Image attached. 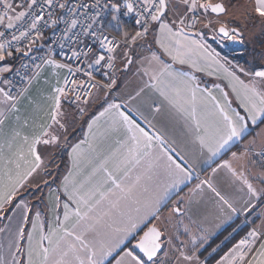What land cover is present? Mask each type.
Here are the masks:
<instances>
[{"label":"snow or ice","instance_id":"obj_1","mask_svg":"<svg viewBox=\"0 0 264 264\" xmlns=\"http://www.w3.org/2000/svg\"><path fill=\"white\" fill-rule=\"evenodd\" d=\"M238 7L243 5L233 0H0V219L16 223L0 264H159L158 253L165 247L175 249V264H206L198 255L206 239L198 234L205 232L203 227L185 224L183 233L178 226L175 235L167 231L173 217L187 215L184 201L176 200L162 218L181 185L199 176L176 138L153 121L166 113L170 122H182L190 142L208 154L207 163L220 157L212 172L224 169L241 192L246 189L243 211L264 197V188L249 179L259 166L254 179L264 185V149L254 151V140L243 144L250 125L264 123V65L225 67L205 42V30L213 38L243 40L241 26L234 23ZM102 14L116 25L121 15L134 16L140 30L113 36ZM243 16L245 26L257 18L264 24V0H250ZM45 29L60 32L56 43L71 53L68 62L49 55L42 63L56 71L36 96L26 95V87L14 93L15 83L3 75L13 71L5 61L29 56ZM133 46L147 54L134 56ZM41 66L35 65L36 73ZM63 69L67 75L61 82ZM133 69L140 80L135 94L120 103L110 99L117 73L126 76ZM201 72L217 79L222 72L227 84L201 86L194 75ZM146 95L151 118L129 106ZM232 96L242 112L233 107ZM22 100L28 104L23 111ZM95 102L99 107L89 115ZM80 121L87 133L74 142ZM239 144L243 147L231 151ZM229 151L230 158L222 159ZM59 153L68 157L63 173L57 171ZM205 187L220 214H239L211 179L199 180L193 191ZM40 203L54 220L42 218ZM138 229L143 235L136 239ZM181 234L186 240L177 243ZM130 238L136 242L128 247ZM217 264H264V222L251 227Z\"/></svg>","mask_w":264,"mask_h":264},{"label":"crops","instance_id":"obj_2","mask_svg":"<svg viewBox=\"0 0 264 264\" xmlns=\"http://www.w3.org/2000/svg\"><path fill=\"white\" fill-rule=\"evenodd\" d=\"M205 32H206L205 42L209 44L211 48L215 50V52L219 53L221 57V63H224L225 67L230 68L231 64L238 63V60L232 59L233 55H229L227 53V49H225L227 48V45L225 46L223 42H220L221 38H213L212 34L208 32V30H205ZM148 40H152L151 35H149ZM238 40L241 41L240 39ZM153 47L155 48L156 46L153 45ZM146 54L147 52L145 51V49L139 47L137 56L146 55ZM6 62H9L8 64L12 65V69L14 71L18 67L20 63V59L16 56L13 59L5 61V63ZM226 62H231V63H226ZM175 67L180 68L181 66L176 65ZM185 70L191 71L190 69H187L186 66H185ZM55 71L56 70L51 68L49 65L44 64V66L40 69L39 73H37L36 76L33 78L31 84L27 87L28 92L26 93V95L36 96L38 91L44 86L43 85L44 80L46 78H49L50 74ZM11 73H5L3 75L8 77ZM64 75H67V69L60 70L61 82H63ZM194 75H196L200 79L201 86L207 84L209 87H212L214 84H220L221 87H225V85L227 84V81L223 79L224 74L222 72L216 74L220 77V79H217L216 76H207L202 72L194 73ZM38 80L39 83L37 82ZM119 80L120 79H118V83L116 87L120 90L122 97L119 98L117 94L113 95L115 97H110V99L115 100V102L117 103L127 100L128 96L130 95H134L135 90L137 88L136 87L134 90H132L133 92L129 93L126 90L125 86L119 87ZM225 90L229 92L231 91L230 89L227 88H225ZM214 94L217 95V97L219 98L220 93L217 90H214ZM101 99H103V97H101ZM231 99L233 100V107L242 112V109H239L238 104L235 102V97L232 96ZM148 103H150V101L148 100L146 95L144 97L137 98V100L135 101H131L129 106L134 109L140 108L142 111L145 112L146 115H149V118H151V110L147 107ZM20 106L22 111L27 109L28 107L27 101L22 100ZM98 107H99V102H95L92 108L89 110V115L93 111H95ZM86 119L87 116H85V120ZM153 123H155L156 127L161 129V131H165L166 135L176 138V140L178 141V145L181 147L182 151L184 152L186 159L191 165V169L193 170L194 174L199 176V180L211 179L214 186L224 196L232 200L235 206L237 207V209L240 210L238 215L231 214L228 212H225L224 214H220L217 210L216 198L206 187L203 192L193 191L196 188V185L199 183V180L193 179L192 181L188 182L186 185H181V188L183 190L179 192L178 196L174 194L171 199V202H169L167 204V207H165L163 210L162 218H167L169 216L170 209L176 200H183L184 205L182 207L189 209L186 216H182L180 218L173 217L171 219V222L167 224L168 232L173 233V235H175V227L178 226L180 233H183V228L185 224H188L194 230L196 228V225H200L201 227H203L205 229V232L198 233L206 237L203 248H201L198 252L199 258L203 262L206 261V259L208 258V257L204 258L202 256L204 251L209 247V245L212 242L224 236V234L228 231L230 227L233 228L237 226L227 238L223 239L222 243L230 239L231 237H234L236 234L240 232L242 228H247L243 236L240 238L242 239L246 236L247 232L251 230V227L259 226L262 222H264V197H262L259 200L254 199L252 201L253 206L250 207L247 212L243 211L244 202L248 199L247 195L245 194L246 189L243 192H241L239 189L242 186L239 184V182L234 181V179L230 176V174L224 169H219L215 174H213L212 169L217 167V164L221 162V158L220 157L216 158L215 161L211 162L210 164L207 163L206 161L208 160V154L206 152L201 154L198 146L193 145L190 142L189 137L186 135V132L182 127V122L179 123L170 122V120L167 118V114L163 113L161 115L156 116ZM260 124L261 123L258 122V126ZM255 127L257 126L250 125L249 131L251 134L247 135L243 144H247L249 141L254 140V143L251 145V147L253 148L254 151L259 152L262 149H264V136L257 135V133L264 131V124L258 130H253ZM86 133H87L86 124H83V121L78 122L75 125V132L73 134L74 142H78L80 139L83 138V135ZM243 144L234 145L231 151H237L239 148L243 147ZM231 151H229L227 155H224L222 159H229L231 156ZM67 161H68L67 155L63 153L57 154L56 162L60 165V168L58 169L60 173H63L64 166L67 163ZM260 171L261 169L259 168V166H257L252 172V174L249 176V179L253 181L254 186L257 189L264 188V185H260L254 179L255 175ZM53 187H55V185H53ZM47 192L48 189H45V195L47 194ZM46 202L47 201L45 200V203ZM32 203H37V201L33 200ZM38 210L41 211L43 219L49 221L54 220L52 212L45 208L44 203H40ZM229 215H231L232 217L231 219L227 218ZM188 217H191L192 220H195L196 224H190ZM253 221H255V225H253L252 223ZM153 223L159 224L161 222L153 221ZM15 227H16V223L14 220L0 219V229H5V231H0V245L4 246L3 248H0V254L5 255L6 258H7V243L9 239V229L14 231ZM141 228H143V225H141ZM143 230L146 231L147 229L143 228ZM140 235H143V231L138 229L136 233V239H138ZM185 240L186 237L183 234H181L179 236V240L177 241V243ZM135 242H136L135 239L130 238V243L128 244V247H131V245L134 244ZM165 253H167V255H165ZM174 255H175L174 248H170V247L163 248L162 252L157 257L159 264H175ZM113 264H115L114 261ZM215 264H217V262Z\"/></svg>","mask_w":264,"mask_h":264},{"label":"rangeland","instance_id":"obj_3","mask_svg":"<svg viewBox=\"0 0 264 264\" xmlns=\"http://www.w3.org/2000/svg\"><path fill=\"white\" fill-rule=\"evenodd\" d=\"M233 2L237 3L238 5H243V7L233 9V14L236 17L234 23L241 26L243 31V40L240 41L241 45L238 47L233 43L230 44V42H226L223 39H220V42H223L225 46L227 45V48H225L227 49V53L229 55H233L232 59L238 60L237 64L244 67H260L264 65V24H262L257 18L255 21L248 20L245 26L243 13L245 7H250V0H233ZM109 28L115 30L116 32L119 31L120 33H129L127 32V29L121 27L120 24H109ZM134 34L135 33L132 35ZM138 43L141 45H146V42L143 40L139 41ZM138 49L139 47L133 46L134 56H137ZM134 73L135 69H133L132 73H129L126 76L119 74V87L125 86L129 93L133 92L132 90H134L140 83L139 77ZM114 92L119 98L122 97L121 92L117 87L115 88Z\"/></svg>","mask_w":264,"mask_h":264},{"label":"built area","instance_id":"obj_4","mask_svg":"<svg viewBox=\"0 0 264 264\" xmlns=\"http://www.w3.org/2000/svg\"><path fill=\"white\" fill-rule=\"evenodd\" d=\"M82 2H84V0H82ZM86 2L91 3L92 0H86ZM101 2H103V0H101ZM110 19H111L110 15L102 14V16H101V20L103 21L105 28L110 29V34L115 36L117 32L115 30L109 28ZM119 24L121 27H124V28H130L132 26H135V27H137L138 30H140L139 26L136 25V23H135L134 16H123V15H121V19H120ZM98 26L99 25H97V27ZM59 35H60V32H56L55 34H53L52 31L45 29L44 30V39L38 41L37 44L32 45V48H31L32 54L29 58L24 57L22 55L17 56L20 59V63L18 65V67L8 76L15 83V89L13 90L14 93L18 89L25 88V87L27 88L30 85L27 83L28 80L31 79V81H32L33 78L37 74L35 65L41 64L42 65L41 68H42L44 66L42 61L46 57H48L49 55H51L54 59H56L57 62H68L67 56H70L71 53L68 52L67 47L64 50L60 49L59 44L56 43V40L59 37ZM222 39H224L226 42H230V44L233 43L237 47L239 46L235 43L234 40L225 39V38H222ZM25 42L26 41H24V40H22L20 42V46L22 48H23V45ZM41 45H43V47H41ZM69 47H70V45H69ZM80 67H83V65H80ZM16 72H19V75H15ZM118 79H119V73H117V83H118ZM69 87H71V85H69ZM115 88H116V86L113 89L114 94H115V92H114Z\"/></svg>","mask_w":264,"mask_h":264},{"label":"trees","instance_id":"obj_5","mask_svg":"<svg viewBox=\"0 0 264 264\" xmlns=\"http://www.w3.org/2000/svg\"><path fill=\"white\" fill-rule=\"evenodd\" d=\"M125 29H127V32L132 34L137 31V28L135 26ZM6 63L8 64L9 62ZM263 124L264 123H261L253 130H258ZM236 227H230L225 233L226 235L224 234V236H222L220 239H217L216 241L212 242L209 247L204 251L202 256L204 258L208 257L206 259L207 264H215L243 236L245 230H247V228H242L238 234L222 243L223 239L227 238ZM213 249H215V251H213Z\"/></svg>","mask_w":264,"mask_h":264},{"label":"water","instance_id":"obj_6","mask_svg":"<svg viewBox=\"0 0 264 264\" xmlns=\"http://www.w3.org/2000/svg\"><path fill=\"white\" fill-rule=\"evenodd\" d=\"M225 39H227V38H225ZM234 41H235V43H236L237 45H239V46L241 45V43H240V41H239L238 39H236V40H234ZM31 54H32V50H31V52L29 53V56H27V58H29V57L31 56ZM162 250H163V249H162ZM161 252H162V251H161ZM161 252H160V253H161ZM160 253H158V256H159Z\"/></svg>","mask_w":264,"mask_h":264}]
</instances>
